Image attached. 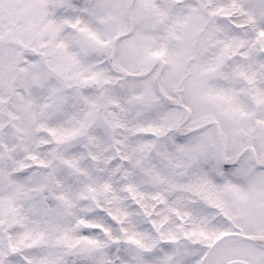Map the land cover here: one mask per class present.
<instances>
[{"label":"snow or ice","instance_id":"1","mask_svg":"<svg viewBox=\"0 0 264 264\" xmlns=\"http://www.w3.org/2000/svg\"><path fill=\"white\" fill-rule=\"evenodd\" d=\"M0 264H264V0H0Z\"/></svg>","mask_w":264,"mask_h":264}]
</instances>
